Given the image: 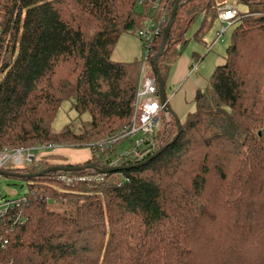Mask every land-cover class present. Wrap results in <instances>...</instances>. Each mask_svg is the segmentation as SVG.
Here are the masks:
<instances>
[{
    "label": "trees",
    "instance_id": "obj_1",
    "mask_svg": "<svg viewBox=\"0 0 264 264\" xmlns=\"http://www.w3.org/2000/svg\"><path fill=\"white\" fill-rule=\"evenodd\" d=\"M177 1L0 0V153L90 151L81 164L43 154L4 171L28 186L0 217V264H264V0H237L247 11L226 63L181 133L172 116L139 158L118 166L132 168L99 173L120 145L134 146L99 148L129 130L135 113L143 58L114 61L121 36L159 28L150 62L167 83L192 27L202 20L195 39L206 46L205 32L229 4L182 0L156 70ZM68 101L91 119L56 130ZM60 167L85 169L52 171ZM64 176L92 178L68 184Z\"/></svg>",
    "mask_w": 264,
    "mask_h": 264
},
{
    "label": "rangeland",
    "instance_id": "obj_2",
    "mask_svg": "<svg viewBox=\"0 0 264 264\" xmlns=\"http://www.w3.org/2000/svg\"><path fill=\"white\" fill-rule=\"evenodd\" d=\"M229 4L233 6L236 9H239L241 13H244L247 11V7L244 4L238 3L237 0H229ZM150 24V23H148ZM202 25V20H198L196 24L192 27V29L187 34V40L188 45L184 49V55H187L188 57L194 56V54L200 55L198 58H202L196 63L200 64V74L201 77L204 79V81L209 82V79L211 78L212 74L216 70L217 66H223L226 63L225 57L228 47L231 43V34L236 25L229 29L227 34L225 35L223 41L219 40L215 46L212 47L215 39L217 38V33L221 31L222 25L219 22L218 19H216L211 29L206 31L203 38L206 43V46L204 44H200L195 39V34L199 30L200 26ZM212 47V48H211ZM143 57V48H142V42L141 39L133 33L130 34H124L121 36L120 41L118 45L116 46L114 52H113V60L116 62H124V63H130L135 60H141ZM224 58V60H222ZM194 59V58H193ZM203 60V61H202ZM202 61V62H201ZM157 78V76H156ZM158 85V82H157ZM207 87V86H206ZM205 87V88H206ZM178 87L169 89L167 96L171 98L172 95H175L177 93ZM159 92V88H158ZM163 112V111H162ZM160 113L159 118L161 120V127L163 128L165 125V121L172 120V115L168 112ZM91 119L89 114L83 115L81 118L78 117L77 112L75 111L73 107V103L68 101L65 102L62 105V108L58 114L57 119L54 122V128L56 130H61L65 126L70 125L71 123H75L78 126L82 124V122L89 121ZM133 122V120H132ZM123 143V142H119ZM118 144V143H117ZM115 144V145H117ZM52 147L49 151H38L36 152V158H39L43 154L50 157H60L63 159L65 164H81L84 163L87 159L86 157L90 154V151L88 149L82 148H68V146H60V145H52L48 146ZM43 148V147H42ZM130 148L129 143H125L124 145H120V148L122 151L125 149ZM61 150H64L63 152H59ZM60 153V154H58ZM34 162V161H33ZM14 166L10 163H8L4 170L5 172L14 170ZM25 168V167H24ZM23 169V168H21ZM74 178V177H72ZM79 177H76V179ZM27 182H24L21 179L17 178H11L4 176L2 178V181L0 182V211L12 201H15L16 198H20L27 192ZM11 201V202H7Z\"/></svg>",
    "mask_w": 264,
    "mask_h": 264
},
{
    "label": "built area",
    "instance_id": "obj_3",
    "mask_svg": "<svg viewBox=\"0 0 264 264\" xmlns=\"http://www.w3.org/2000/svg\"><path fill=\"white\" fill-rule=\"evenodd\" d=\"M240 18V10L234 8L231 5H226L221 11H219L218 20L222 25V29L217 33V38L215 39L212 47L215 46L219 40L223 41L229 29L234 27ZM159 34V28L153 23L148 24L145 29L138 33V37L143 43H145V46L143 50V64L140 74L137 98L134 106L135 113L132 125L129 130L123 132L119 136L99 144V148L103 153L110 150V147L119 142H123L126 139H132L134 146L132 148L123 150L120 154L116 155L114 160L107 162L109 168L118 167L122 160H125L131 156L139 158L140 149L144 148L146 143L162 128L159 115L163 108L158 92L157 78L150 62L151 60L149 55L150 47ZM198 69L199 65L197 63L192 64L190 68V75L198 76ZM51 149L52 147H43L35 149H19L13 152L4 151L3 153H0V182L4 177V168L8 163L11 162V164L14 166L13 169H21L33 163V161L36 159V152H44ZM91 178L92 177L90 176H85L78 178V180L86 181L90 180ZM61 180L67 182L68 184H73L76 179L64 176L61 177ZM13 206L14 202L8 203L0 211V217L4 216Z\"/></svg>",
    "mask_w": 264,
    "mask_h": 264
},
{
    "label": "crops",
    "instance_id": "obj_4",
    "mask_svg": "<svg viewBox=\"0 0 264 264\" xmlns=\"http://www.w3.org/2000/svg\"><path fill=\"white\" fill-rule=\"evenodd\" d=\"M199 56L198 54H194L193 59L183 54L173 66L166 83L167 94L169 89L178 87L177 93L172 95L171 98L168 97V99L170 109L178 116L180 122H184L188 113L195 109L198 93L207 86V82L201 77L200 71L198 76L190 75L191 65L200 60L199 58L197 59ZM88 154L90 153L88 152ZM86 158H90V155Z\"/></svg>",
    "mask_w": 264,
    "mask_h": 264
},
{
    "label": "water",
    "instance_id": "obj_5",
    "mask_svg": "<svg viewBox=\"0 0 264 264\" xmlns=\"http://www.w3.org/2000/svg\"><path fill=\"white\" fill-rule=\"evenodd\" d=\"M181 1L182 0H178L177 1L175 9L173 11V15H172V17H171L166 29L164 30L163 42H162L160 51H159L158 55L155 57V59H154V66H155L156 70H158V61H159L160 57L163 55L164 49L166 48L167 43L169 41L171 30H172V28L174 26V23H175V20H176V16H177V12H178V9L180 8ZM157 82H158V88H159L160 101H161V105H162V108H163L162 111L165 112V113L166 112L170 113L175 118L176 123H177L178 128H179V134H180L181 130H182L181 126H180V119L170 109L169 99H168V96H167L166 83L164 82V80L161 77V75H157ZM85 168H87V169L88 168H93V166H88V167H85ZM85 168H64V167H60V168L52 169V171L78 172V171H81V170H83ZM129 168H132V167H113V168H108V169L106 168V169L99 170V173L100 174H109V173H114V172H120V171H123L125 169H129Z\"/></svg>",
    "mask_w": 264,
    "mask_h": 264
}]
</instances>
